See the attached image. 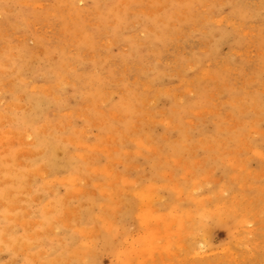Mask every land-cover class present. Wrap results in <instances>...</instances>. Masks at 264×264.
Masks as SVG:
<instances>
[{"label": "rangeland", "instance_id": "374dc122", "mask_svg": "<svg viewBox=\"0 0 264 264\" xmlns=\"http://www.w3.org/2000/svg\"><path fill=\"white\" fill-rule=\"evenodd\" d=\"M0 264H264V0H0Z\"/></svg>", "mask_w": 264, "mask_h": 264}, {"label": "bare ground", "instance_id": "6f19581e", "mask_svg": "<svg viewBox=\"0 0 264 264\" xmlns=\"http://www.w3.org/2000/svg\"><path fill=\"white\" fill-rule=\"evenodd\" d=\"M218 208V207H217ZM98 235V234H97Z\"/></svg>", "mask_w": 264, "mask_h": 264}]
</instances>
